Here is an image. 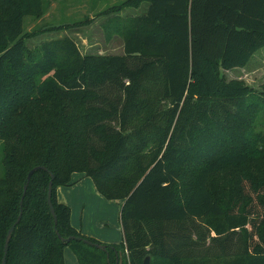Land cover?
I'll return each instance as SVG.
<instances>
[{
	"label": "trees",
	"instance_id": "obj_1",
	"mask_svg": "<svg viewBox=\"0 0 264 264\" xmlns=\"http://www.w3.org/2000/svg\"><path fill=\"white\" fill-rule=\"evenodd\" d=\"M43 1L0 0V264L19 215L5 264H65V248L77 264H264V86L223 74L264 48V0L126 1L110 10L146 6L104 56L70 37L27 47ZM73 174L122 201L119 244L70 225L56 191Z\"/></svg>",
	"mask_w": 264,
	"mask_h": 264
},
{
	"label": "rangeland",
	"instance_id": "obj_2",
	"mask_svg": "<svg viewBox=\"0 0 264 264\" xmlns=\"http://www.w3.org/2000/svg\"><path fill=\"white\" fill-rule=\"evenodd\" d=\"M126 1L130 0H44L43 14L24 21V32L36 34L26 40V45L34 48L44 41L70 37L82 55H120L123 46L122 38L114 31L116 22L125 25L128 18L141 14L146 6L143 2L138 8L125 6L120 11L110 10ZM223 74L227 80H241L260 92L264 86V48L253 55L245 68ZM254 122L252 131L264 133V109ZM2 156L0 143V178L3 175ZM223 177L217 176L213 180V190L222 187ZM82 186L76 193L66 192L70 202V225L79 228L85 237L99 240L102 244H119L121 228L118 216L122 201H107L100 195L96 196L91 180ZM63 257L65 264H77L68 248L64 249Z\"/></svg>",
	"mask_w": 264,
	"mask_h": 264
},
{
	"label": "water",
	"instance_id": "obj_3",
	"mask_svg": "<svg viewBox=\"0 0 264 264\" xmlns=\"http://www.w3.org/2000/svg\"><path fill=\"white\" fill-rule=\"evenodd\" d=\"M39 169H43V168H41V167H35L34 169H32V170L28 173L27 178H26V185H25V187H24V190L26 189V187H27V185H28V183H29V181H30V178H31V176L33 175V173H34L35 171L39 170ZM52 181H53V176H52V174H50V181H49V183H48V187H47V204H48V207H49V211H50V213H51V215H52V218H53V221H54V225H56V223H57V218H56V215H55V212H54L53 206H52V204H51ZM20 204H21V202H20ZM19 219H20V215H19V217H18L16 223H15L13 226H11V227L8 229V231H7V234H6V237H5V241H4V246H3V256H2L1 264H5V263H6V256H7V252H8L9 242H10V240H11L12 233H13V231H14V227H15V225L18 223ZM72 240L79 241V242L85 243V244H87V245H92V246H94V247H97L98 249L104 250V247L94 245V244L90 243L89 241H87L86 239H82V238H78V237H69V238H67V239H61V241H63V242H67V243L70 242V241H72ZM117 263H118V261H116L115 264H117ZM143 264H149V259H145L144 262H143Z\"/></svg>",
	"mask_w": 264,
	"mask_h": 264
},
{
	"label": "crops",
	"instance_id": "obj_4",
	"mask_svg": "<svg viewBox=\"0 0 264 264\" xmlns=\"http://www.w3.org/2000/svg\"><path fill=\"white\" fill-rule=\"evenodd\" d=\"M89 180H91V179H89V178H84L82 175H80V174H73L72 175V184L70 185V186H68V187H59L58 189H57V191H56V196H57V201L60 203V204H63V205H65V206H67V207H70V202H69V200H68V198L66 197V192L68 191H70V192H72V193H76V192H78L79 191V189L81 188V187H83L82 185H84V184H87L88 182H89ZM96 194H98L97 192H96V190H95V195ZM96 196H99V195H96ZM101 197V196H100ZM96 198V197H95ZM98 198V197H97ZM71 226H72V224H71ZM74 229H76L77 231H79L83 236H85L84 235V233L79 229V228H76V227H74V226H72ZM121 240H122V236H121ZM97 241H99V240H97Z\"/></svg>",
	"mask_w": 264,
	"mask_h": 264
}]
</instances>
